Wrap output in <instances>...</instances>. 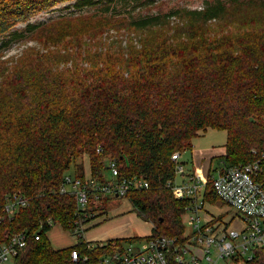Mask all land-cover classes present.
<instances>
[{
	"label": "trees",
	"instance_id": "16d2710c",
	"mask_svg": "<svg viewBox=\"0 0 264 264\" xmlns=\"http://www.w3.org/2000/svg\"><path fill=\"white\" fill-rule=\"evenodd\" d=\"M72 1L74 9L95 8L94 14L28 21ZM139 1L0 0V203L17 191L30 200L0 226V238L30 234L13 264H72L73 250L92 259L147 238L90 248L77 236L73 247H51L52 226L70 232L84 220L74 196L57 192L71 167L83 175L79 160L87 159L101 181L112 159L119 179L148 182L147 190L126 194L132 212L152 225V237L181 236L185 203L167 187L176 177L171 156L191 150L208 129L226 133L224 167L264 151V0H211L200 9L116 16L118 4ZM19 22L24 29H15ZM121 26L134 37L109 42V30ZM31 35L38 48L2 59L13 42ZM204 197L218 202L210 179ZM109 200L89 204L85 214L104 215ZM243 264H264V250Z\"/></svg>",
	"mask_w": 264,
	"mask_h": 264
},
{
	"label": "built area",
	"instance_id": "2783aa9c",
	"mask_svg": "<svg viewBox=\"0 0 264 264\" xmlns=\"http://www.w3.org/2000/svg\"><path fill=\"white\" fill-rule=\"evenodd\" d=\"M251 152L255 155L254 160L223 167L210 178L186 173L183 165L178 163L180 153L173 154L171 161L175 163L176 177L182 176L184 180L176 183L175 177L174 181L167 182V187L174 200L185 203L183 215L190 232L185 235L184 230L181 236H149L92 259L73 250L71 263L243 264L252 260L255 250H264V151ZM86 163L89 165V161ZM118 175L116 161L106 159L103 181L91 175L90 165L86 174L84 164L81 177L73 173L63 176L58 194L74 196L76 212L84 217L70 233L82 237L83 225L96 218L95 215L85 214L89 204L98 205L105 198L125 199L131 190L149 188L148 182L141 178L119 179ZM209 179L218 202L233 211L228 218L207 211V207L216 204L204 197ZM29 205L30 200L20 191L7 195L0 203V226L13 221L18 212ZM205 215L207 219L203 218ZM87 218L91 220L85 221ZM48 225L52 226V223L48 221ZM42 229L40 224L33 234L35 241L40 240ZM29 237L28 232L21 231L0 238V264H13L26 247ZM97 243L100 248L105 244ZM97 243H88V247L94 248Z\"/></svg>",
	"mask_w": 264,
	"mask_h": 264
},
{
	"label": "rangeland",
	"instance_id": "374dc122",
	"mask_svg": "<svg viewBox=\"0 0 264 264\" xmlns=\"http://www.w3.org/2000/svg\"><path fill=\"white\" fill-rule=\"evenodd\" d=\"M96 1V0H95ZM211 1V0H142L139 2H132L131 6L126 5H120L116 4L115 12L116 16H121L125 18H131V17H138V16H144V15H150V14H156V13H168L176 8H187V9H200L204 2ZM73 1L72 2H66L61 3L57 5L56 7L41 12L39 14H36L29 18V23L35 24V23H47L49 20L55 19L62 15H68V14H76V13H83L86 15L94 14L95 8H83L80 10H76L73 8ZM135 8L134 12H131L132 8ZM25 24L23 22H19L16 25L17 30L24 29ZM126 29L121 26L118 29H111L109 30V35L113 36L109 39V42L112 40H115L116 38L118 40H127L128 37H134V35L131 33L129 36V31H125ZM107 33V34H108ZM40 45L35 40V36H27L24 40L19 42H13L10 46L7 52L3 55V60H14L18 58L21 53L26 48H38ZM226 140V133L224 131H216L208 129L205 132H200L197 136V138L193 141L194 148L196 147V150L200 149L201 158L198 160V165L202 167V169L210 170L211 175H215L217 171L222 169L224 167L223 162V154H224V144ZM187 155H182L180 161H184L186 163V167H191V161H190V151L185 153ZM88 160L83 159L77 161L78 163H82L85 165L86 174L89 169V165L86 163ZM74 171V168L71 167L70 174H72ZM108 175V173H106ZM181 176L176 177V183L181 182ZM128 200L126 199H120V198H114L110 199L107 206H106V213L107 217L110 221H113L115 217V212L119 211L124 212L123 215L120 216H126L124 219L117 221L110 226V228H116L114 231L119 232L120 234H126L127 236H134V237H147L150 235L151 226L149 224H146L141 218H139L136 213L134 212H126L128 208ZM118 208V209H117ZM116 209V210H115ZM207 211L213 214H220L223 217L228 218L231 214H233V211L229 209L228 207L224 206L223 204L217 202L214 206L207 207ZM96 217L94 220L101 219L102 216ZM106 217V218H107ZM119 217V216H118ZM108 220V221H109ZM89 224V223H88ZM88 224L83 225V232L85 230V227ZM181 224L185 230V235H187L190 232V227L186 223V216L182 215L181 217ZM121 225L122 228H119L118 226ZM100 227V226H99ZM98 227H95L97 229ZM61 228L58 225H54L51 227L49 234L53 238H58L63 244L71 245L73 241L78 242V238L76 235H73L72 239H69L65 235H61L59 231ZM93 230V229H92ZM49 231V232H50ZM62 231V230H61ZM95 231H92L91 233L86 234L83 236V239L86 241H91L94 238L92 237ZM97 232V231H96ZM70 233V232H69ZM106 240V239H103ZM242 264V263H239Z\"/></svg>",
	"mask_w": 264,
	"mask_h": 264
},
{
	"label": "crops",
	"instance_id": "0c3cea01",
	"mask_svg": "<svg viewBox=\"0 0 264 264\" xmlns=\"http://www.w3.org/2000/svg\"><path fill=\"white\" fill-rule=\"evenodd\" d=\"M189 151H190L189 158H190V161H191V167L187 168L186 167V163H184V161H180V160H183V159H181L182 155L183 154L184 155H187L185 153H187L188 151H185V152L180 153V158L178 160V163H180V164L183 165L184 170L186 171V173H191V174H194L195 173L197 175H201L202 177H206V178L208 176H215L217 174L216 173L215 175H211L210 170L202 169V167L200 165H198L197 162L201 158V156H203V155L201 154V150L200 149L196 150V147L194 148L193 143H192V148ZM224 152H225V148H224ZM180 179H181V182H182L184 180V177L181 176ZM126 212H132V209H131V205L130 204H128V208H127V211ZM123 214H124V212H120V210L117 211V212H115V217L116 218L113 221H110L109 220V218L107 217V214L104 215V216H102L101 219H99V220H96V221L95 220H92V221H90L89 224L87 223L88 225L85 227V230L82 233V241L84 243H95V242L97 243V242H107V241H110V240L133 239L134 236L132 237V236H127L126 234H124V235L123 234H120L119 232H115L114 231L116 228H114V227L113 228H110V226H109V225H111V224H113V223H115L117 221H120V220L124 219L126 216H120V215H123ZM203 218L207 219L206 215L203 216ZM145 223L146 224H149L151 226V230H152V225L150 223H148V222H145ZM95 227H98V228L94 230ZM118 227L119 228H122L121 225H119ZM61 230L60 231L58 230L59 233H61V235H65L69 239H72V237H73V234L72 233H69L68 231H64L62 228H61ZM92 231H95L94 232L95 234L92 235V237L94 239L91 240V241L84 240L83 239V236H85L88 233H91ZM50 233H51V231L46 234V238L49 241L51 247L55 251L62 250V249H66V248H69V247H73V246H75L77 244L76 241H73V243L71 245H68L67 243L66 244H63L58 238H53L52 236H50L49 235ZM150 235H151V231H150ZM149 236H147V237H149ZM143 238H145V237H143ZM103 239H106V240H103Z\"/></svg>",
	"mask_w": 264,
	"mask_h": 264
}]
</instances>
